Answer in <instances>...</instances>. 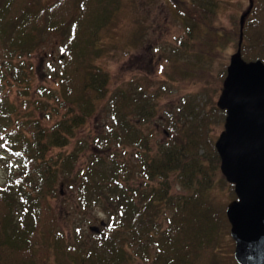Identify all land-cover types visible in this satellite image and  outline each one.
<instances>
[{"label":"trees","instance_id":"16d2710c","mask_svg":"<svg viewBox=\"0 0 264 264\" xmlns=\"http://www.w3.org/2000/svg\"><path fill=\"white\" fill-rule=\"evenodd\" d=\"M121 1L58 0L43 5L40 0H0V88L9 76L23 84L17 100L25 110H29L28 98H34L31 64L26 59L49 34L66 36L56 72L60 92L46 96L54 100L55 118L46 113L43 101L35 100L42 115L30 112L24 120L18 119L16 104L0 89V121L12 125L3 138L12 153L22 156L21 174L0 185V264H131L139 258L152 264H217L223 219L211 195L217 183L224 184L226 179L210 134V119L183 123L169 118L167 144L154 154L149 139L142 135L149 115L155 117L153 109L142 98L124 92L109 102L112 124L106 139L98 142L99 150L109 146L111 141L106 140L112 136L118 149L126 153L127 148L135 149L140 161L118 165L117 155H92L80 186L87 206L91 198L105 197L106 190L118 192L121 222L101 230L106 235L99 233L100 249L78 248L57 225L52 201L59 196L60 177L69 179L78 149L57 157L49 154L67 146L74 130L84 126L96 113V105L107 98L109 75L95 62L103 54L101 32L119 11ZM173 2L185 27L179 49L199 58H221L226 37L220 34L217 13L206 5ZM236 28L239 41L243 35L244 60L264 61V0H254L243 32L241 21ZM211 73L182 61L171 65L170 78L183 87L217 82L221 88L224 80ZM53 119L50 128L43 125V120ZM136 174L146 184L125 192L123 181ZM173 177L187 189L184 196L171 195ZM165 210L170 211L169 227L163 231L158 218ZM151 244L156 248L153 258Z\"/></svg>","mask_w":264,"mask_h":264},{"label":"rangeland","instance_id":"374dc122","mask_svg":"<svg viewBox=\"0 0 264 264\" xmlns=\"http://www.w3.org/2000/svg\"><path fill=\"white\" fill-rule=\"evenodd\" d=\"M57 1L40 0L43 5H52ZM180 1L206 5L217 13L220 34L226 37L224 48L221 49V58L217 60L199 58L192 54H185L179 49L178 42L185 27L175 6L178 4L173 0H122L119 11L101 32L99 46L103 49V54L95 62L97 67L109 75L107 98L96 105V113L86 121L84 126L74 130V136L69 137L67 146L55 148L49 154L57 157L59 154H72L75 149H78L76 153L78 160L74 163L71 174L68 175L69 179L66 181V177H60L59 196L52 201L59 229L64 232L66 239L78 248L80 246L86 249H100V234L93 232L91 228H99L101 232L108 225L112 223L119 225L121 222L118 213L122 208L118 203V192L106 190L105 197H100L98 200L91 198L88 206L86 200L81 197L80 186L84 181L83 177L92 155L105 157L117 155L118 165L124 164L126 160L133 166L138 164L139 160L135 149L127 148V153L118 149V143L112 136L106 140L111 141L109 146L105 147L104 151L99 150L101 146L98 142L104 141L110 133L112 109L109 102L116 94L124 92L135 99L142 98L152 107L155 117L149 115L142 135L149 139L148 146L154 154L160 151L161 145L167 144L165 131L169 118L184 123L185 121L196 122L203 117H208L210 134L214 143L225 129L226 112L217 106L223 85L221 88L217 82L210 85L199 84V86L189 83V87L176 85L170 78L171 65L182 61L193 63L198 68L203 67L212 72L216 79L225 81L231 56L239 48L240 38L236 32V26L248 11L251 0ZM65 41L66 36L63 32L49 34L31 57L26 59L27 63L31 64L28 72L32 74L33 79L32 97L34 98H28L31 99L29 110H25L23 104L17 100L23 93L24 85L16 82L14 77L9 76V82H5L4 87L0 88L16 104L15 111L19 116L18 119L24 120L30 112L37 116L42 115L35 105V100L43 101L48 109L46 113L56 116V111L53 109L54 100L46 96L52 92L56 94L60 89L56 72L63 56ZM40 94L44 96L40 97ZM14 119L16 121V117ZM55 120L53 119V122L43 120V125L50 128ZM8 128H12L10 123L0 121V185L7 179L20 175L22 169V156L12 153L3 138L8 135L6 132ZM107 161L111 162L110 159ZM224 182V184L218 182L212 189L211 195L212 202L219 208L223 219L217 264H238L234 257L236 244L231 237V225L226 216L228 205L237 197L234 188L226 181ZM123 184L124 191L129 192L132 188H142L146 183L136 174L131 180L123 181ZM186 193L187 189L176 183L174 177L171 178V195L179 197ZM169 212L163 211L158 218L161 226L163 224V231L169 227L167 218ZM122 219L125 221L124 218ZM102 223H104L103 226ZM101 233L103 236L106 235L105 231ZM124 235L127 234L124 233ZM138 249L139 246L134 247V250ZM96 251L99 252V250ZM149 251L150 258H153L156 248L152 244ZM100 253H103L102 247ZM131 264H152V261L139 258Z\"/></svg>","mask_w":264,"mask_h":264},{"label":"water","instance_id":"95a60500","mask_svg":"<svg viewBox=\"0 0 264 264\" xmlns=\"http://www.w3.org/2000/svg\"><path fill=\"white\" fill-rule=\"evenodd\" d=\"M253 3L251 0L241 17L242 32ZM242 44L241 34L217 103L227 116L215 147L221 173L234 186L237 197L226 210L236 244L235 260L238 264H264V61L244 60ZM91 230L100 233L99 228Z\"/></svg>","mask_w":264,"mask_h":264}]
</instances>
